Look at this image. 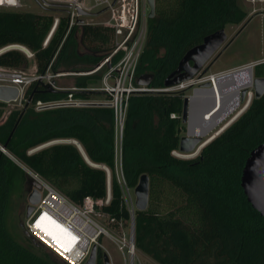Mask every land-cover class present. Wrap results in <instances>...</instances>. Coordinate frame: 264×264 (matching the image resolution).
<instances>
[{"label": "trees", "instance_id": "obj_1", "mask_svg": "<svg viewBox=\"0 0 264 264\" xmlns=\"http://www.w3.org/2000/svg\"><path fill=\"white\" fill-rule=\"evenodd\" d=\"M246 16L238 0H155L136 74L151 73L150 86L164 87V78L187 49L206 34L239 24ZM68 19L67 13L59 17L44 45L53 15L0 8V48L26 46L34 53L38 72L50 64L52 71L61 64L72 68V62L80 61L85 66L71 71L92 69L111 50V34L98 25H82V39L93 53L79 55L76 25L68 29ZM100 51L106 53L96 55ZM28 64L19 50L0 54V66L25 69ZM253 77H264V62L254 66ZM88 84L89 76H79L74 82ZM67 93L50 90L40 82L31 84L24 106L11 110L0 123V145L71 201L80 203L87 195L105 196L104 170L90 166L73 143L39 147L56 139L78 141L92 163L112 170V198L103 210L127 220L114 175L112 109H34L37 100H55ZM96 95L75 92L82 98ZM183 98V91L138 92L129 98L123 128L124 176L132 187L142 173L149 176L148 206L135 210L134 215L135 248L158 264H264V218L240 186L246 158L264 141V93L254 96L245 111L193 158L172 155L181 136ZM4 105L0 102V117ZM171 113L176 117L171 118ZM26 179L24 169L0 150V264H65L30 239L22 225L8 219L12 197L22 192ZM47 232L57 236L50 223ZM102 253L98 247L96 264H103Z\"/></svg>", "mask_w": 264, "mask_h": 264}, {"label": "built area", "instance_id": "obj_2", "mask_svg": "<svg viewBox=\"0 0 264 264\" xmlns=\"http://www.w3.org/2000/svg\"><path fill=\"white\" fill-rule=\"evenodd\" d=\"M63 1L68 7L66 12L69 18L68 29L74 25L84 24L101 26L102 29L111 34V50L92 69L81 72H69L71 75L89 76V84L87 86L73 85L65 87L59 85L57 80L66 76L67 72L64 70L52 71L51 64L44 72H38L34 62V53L30 49L21 44L6 45L0 48V54L9 49L19 50L27 57L29 64L25 69L0 66V86H12L18 90V95L15 99L9 102L0 100V102L7 105L13 104L16 108H21L26 102L25 92L27 88L35 82H40L44 85H49L55 90H66L68 93L65 97L55 100H37L34 104L36 111L68 107L111 108L113 111L114 175L120 189L121 205L127 211L129 218L127 220L123 218L118 220L103 210V206L108 205L112 198V170L106 165L97 163L92 165L98 168L101 167L102 170H111L110 177L106 176L105 196L94 198L87 195L84 196L80 203H74L37 172L21 164L24 167V171L40 186V199L34 205L32 212L26 216L22 226L29 236L49 249L65 264H84L90 255L93 245H96V248H104L103 243L100 241L104 237L116 245L125 259L126 256L128 257V264H133V255L135 254L134 215L137 209L135 206L134 187L127 183L123 172V128L130 96L134 93L147 91L185 92L184 97L188 98L187 134L190 110L194 108L198 115L202 110L210 109L209 113L204 115L206 117L205 120L212 123L209 130L206 131L205 135H207L227 117H229V122L235 119L234 117L238 111L233 117L230 115L235 112L239 102L242 101V90H247L246 96L251 95V93L248 91L249 87L240 88L237 95V105L234 107L235 97L230 89L231 84L236 78L243 79L245 77L244 69L247 66L252 68L251 74L253 77L254 66L261 62H251L212 73H204L201 70L191 79L181 81L170 87L155 88L150 85H139L137 84L136 67L146 40L147 20L150 10L148 0ZM19 6L20 0H15L14 3H9V0H0V8H17ZM76 7L84 10L88 15H80ZM89 15H93L92 17L96 18L99 17V19L91 22L82 19ZM79 20L82 21L79 22ZM58 22L59 18H54L52 27L43 43L44 45L54 32ZM31 60H33V64H30ZM95 75L97 78L93 77ZM91 80H95V82L91 83ZM206 83L208 85H205ZM216 84L221 94L217 92ZM186 90H190V92L186 93ZM82 91L96 92L98 95L91 98L75 96V92ZM223 92H228V94H223ZM207 93L210 96H207ZM220 104L225 105L227 110L219 108ZM4 108V106L1 107V109ZM6 116L3 110L0 117L2 119L1 122ZM170 117L175 118L176 114L171 113ZM59 140L67 141L68 139ZM74 142L77 147L79 145L84 151L78 141L75 140ZM201 146L202 143L196 149H200ZM33 150L35 149L28 152ZM101 217L108 220L105 226L96 219ZM52 222L56 224L55 229L58 231V236L56 237H51L45 229V225Z\"/></svg>", "mask_w": 264, "mask_h": 264}, {"label": "rangeland", "instance_id": "obj_3", "mask_svg": "<svg viewBox=\"0 0 264 264\" xmlns=\"http://www.w3.org/2000/svg\"><path fill=\"white\" fill-rule=\"evenodd\" d=\"M238 4L243 10L246 11L247 16L239 24H231L225 27L228 38L224 42V44H222V46L215 52V54L209 59V61L204 65V68H206V71L202 70L204 73H212L215 71L226 70V69H230L233 67L242 66V65H245L251 62H257V63L264 62V0H238ZM67 8L68 7L66 4H64L63 0H20L19 7L17 8L7 7L6 9H13V10H19V11H25V12L37 13V14H51L54 16V18L56 17L59 18L61 15L66 14L64 12L65 10H67ZM92 16L93 15L85 16L82 19L88 22L99 19V17L96 18ZM74 38H75V43H76L75 50L79 55L93 53L92 51L89 50L90 48H88V46L85 44L86 41L82 39V25H76V29L74 32ZM104 53L103 51H100V52H96V55L101 56ZM74 63L75 62H72L70 64L71 66H74L72 68L66 67L65 64L60 65L59 70H64L65 72H67V75L57 80V83L59 85L65 86V87L73 86L75 80L79 76L71 75V73L69 72L86 71V70L71 71V70L83 68L82 66H85V64L81 63V61L79 63H75V64ZM30 64H33V60L30 61ZM248 91L251 93V95H247V96L245 95L244 100L239 102V105L237 109L235 110V112L230 115L231 117H233V115L238 111L234 117L236 119L242 112L245 111V109L250 104L252 98L254 97L253 83H252V86L248 88ZM188 92H190V90H186V93ZM4 107L5 108L3 110L5 111V116L11 110L16 108L13 104H9V105L5 104ZM1 120L2 119H0V122ZM234 120L229 122V117H227L215 129H212L207 135L203 136L202 137L203 142H202V146L200 147V149L198 150L195 149L193 152H189V153H184V152H180L176 150L174 152L172 151V155L178 158L195 157L196 155L199 154L201 148L205 144H207L210 140H212L215 136H217L220 133V130L222 128L225 129ZM185 134H187L186 123H182L181 135H185ZM74 141L75 140L73 139L72 140L68 139L67 141L65 140L61 141L57 139V140L50 141L46 144H43L39 147H43L44 145H48L50 143H63V142L73 143L77 147ZM37 148H35V150ZM80 150L79 152L82 154L85 161L90 166H92V164H90L89 161H87L90 159L87 157V155L84 156L82 153V150L81 151ZM13 158L15 157L13 156ZM103 170L106 176L109 178L111 175V170L110 169H103ZM26 177L32 179L27 172H26ZM28 185L29 184L26 179V183L24 185L22 192L12 197V206L9 211L8 219L9 221L16 223L17 225L19 224L22 225L26 218L25 206L27 204L26 203V191H27ZM96 219L104 226L108 222V220H105V218H102V217L96 218ZM47 227L48 226H46L45 228L46 231H47ZM57 232H56V235L58 236ZM28 237H30V239H32L33 241H36L31 236H28ZM100 241L104 245V248H101V249L103 250V252L105 251L108 254L111 264H128L129 263L128 257L126 256V259H125L123 254L117 249L116 245L113 242L109 241L105 237L102 238ZM44 248L45 250L51 252L46 247ZM52 254L56 256L54 253ZM133 256H134L133 264H158L157 262L147 257L145 254L138 251L136 248H135V254ZM210 261H213V260H210ZM210 264H213V262H210Z\"/></svg>", "mask_w": 264, "mask_h": 264}, {"label": "water", "instance_id": "obj_4", "mask_svg": "<svg viewBox=\"0 0 264 264\" xmlns=\"http://www.w3.org/2000/svg\"><path fill=\"white\" fill-rule=\"evenodd\" d=\"M150 10L148 17L151 18L155 14V0H148ZM80 15H88L87 12L76 7ZM82 20H79L81 22ZM228 35L225 28H219L213 32L206 34L202 41L190 47L182 55L174 70H172L163 81L164 87H170L180 83L181 81L189 80L199 71H206L204 65L215 54V52L224 44ZM153 74L143 73L137 77V84L149 86ZM95 80H91L94 83ZM205 85H208L206 83ZM48 88H51L47 85ZM54 90V89H53ZM254 96L257 98L264 93V77H254L253 79ZM247 90L241 92V100H244ZM18 95L16 87L0 86V100L9 102L15 99ZM188 118V98H183V106L181 111V123H186ZM203 142L200 136H191L188 134L179 137L178 150L180 152L189 153L193 152L196 147ZM4 154L9 156L19 166L24 168L19 161H17L1 145L0 149ZM28 188L26 191V206L25 216H28L34 209V205L40 199L39 184L34 180L27 178ZM240 186L246 196L247 201L251 204L252 208L259 212L264 218V141L253 148L245 160L240 176ZM135 206L137 210H145L148 206L149 200V176L147 173H142L134 186ZM29 236V234L26 232ZM97 248L96 245L92 246L90 255L84 264H96ZM103 264H111L110 258L106 252L102 253Z\"/></svg>", "mask_w": 264, "mask_h": 264}, {"label": "bare ground", "instance_id": "obj_5", "mask_svg": "<svg viewBox=\"0 0 264 264\" xmlns=\"http://www.w3.org/2000/svg\"><path fill=\"white\" fill-rule=\"evenodd\" d=\"M17 47L21 48L20 46H17ZM244 70H245V77L243 79L236 78L235 81L231 84V88L230 89L234 88L235 84L242 85L243 82H244L245 85H247V87H250L252 85V83H253V77H252V74H251L252 68L250 66H247L246 69H244ZM239 79H241V80H239ZM216 89H217V92H219V87H218L217 84H216ZM239 90H237L236 93H235V103H233L234 107L237 105V95H238ZM219 94H221V93L219 92ZM223 94H228V92H223ZM207 95L210 96L209 93H207ZM219 108L226 109L225 105H222V104H220ZM209 111H210V109L202 110L199 113L200 119L197 120L196 116H198V114H197V112H196V110L194 108L193 109L191 108L190 114H189V126H188V134L189 135H191V136L192 135L205 136L206 131L209 130V128L211 127V124H212L210 121H206L205 120L206 117H204V115L209 113ZM209 118H211V117H209ZM87 161H89L90 164L95 165L92 162H90V160H87ZM51 224H53L54 227L56 226V224L54 222H52ZM46 226H48V224L45 225V228H46Z\"/></svg>", "mask_w": 264, "mask_h": 264}, {"label": "crops", "instance_id": "obj_6", "mask_svg": "<svg viewBox=\"0 0 264 264\" xmlns=\"http://www.w3.org/2000/svg\"><path fill=\"white\" fill-rule=\"evenodd\" d=\"M243 87H247V85H245L244 82H243L242 85H240V84H235V87L231 89V92L234 93V97H235V93H236V91L239 90L240 88H243ZM207 96H209V95H207ZM234 103H235V99H234ZM197 114H198V113H197ZM196 119L199 120V119H200V115L196 116ZM78 147L82 150V148H81L80 146H78ZM82 152L84 153L83 150H82ZM83 155L86 156L85 153H84Z\"/></svg>", "mask_w": 264, "mask_h": 264}, {"label": "snow or ice", "instance_id": "obj_7", "mask_svg": "<svg viewBox=\"0 0 264 264\" xmlns=\"http://www.w3.org/2000/svg\"><path fill=\"white\" fill-rule=\"evenodd\" d=\"M15 2V0H9V3H14ZM39 226V225H38Z\"/></svg>", "mask_w": 264, "mask_h": 264}]
</instances>
